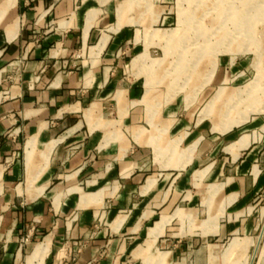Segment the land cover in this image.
<instances>
[{
    "label": "crops",
    "instance_id": "obj_1",
    "mask_svg": "<svg viewBox=\"0 0 264 264\" xmlns=\"http://www.w3.org/2000/svg\"><path fill=\"white\" fill-rule=\"evenodd\" d=\"M163 13L148 0H0V264H124L177 202L181 222L202 215L191 237L249 217L264 186L257 125L224 136L218 162L197 120L187 134L193 101L214 95L155 94L163 59L150 50L175 42Z\"/></svg>",
    "mask_w": 264,
    "mask_h": 264
},
{
    "label": "rangeland",
    "instance_id": "obj_2",
    "mask_svg": "<svg viewBox=\"0 0 264 264\" xmlns=\"http://www.w3.org/2000/svg\"><path fill=\"white\" fill-rule=\"evenodd\" d=\"M148 1L151 8L163 7L164 16L172 19L162 26L174 31L175 40L172 46L150 50L151 59H163L161 64L152 65L156 76L150 82L155 94L173 95L181 102L186 97L188 103L201 89L214 95L208 107L194 100L193 112L187 113H193L187 134L194 133L197 120L198 134L212 140L206 139L214 162L223 156L225 137L230 136L232 143L239 131L257 125L248 132L254 131L259 140L255 165L259 174H264V0ZM184 115L180 112L175 120H183ZM244 159L242 155L235 162L229 161L227 170L233 173ZM176 178V174L170 177L167 189L173 188ZM253 200L248 218L234 224L225 218L217 224L225 234L207 238L190 236L198 232L200 212L194 224L174 217L177 208H184L177 202L166 211L170 220L162 237L152 244L138 239L124 264H264V186ZM159 217L158 211L146 228H152ZM230 225L236 227L234 234L229 232ZM246 226L249 232L244 231ZM231 244L234 247L229 248ZM163 253L168 255L161 259Z\"/></svg>",
    "mask_w": 264,
    "mask_h": 264
},
{
    "label": "bare ground",
    "instance_id": "obj_3",
    "mask_svg": "<svg viewBox=\"0 0 264 264\" xmlns=\"http://www.w3.org/2000/svg\"><path fill=\"white\" fill-rule=\"evenodd\" d=\"M243 13H244V12H243ZM243 13L241 14V17H240L239 20H238V24H239V25L242 24L241 19H243V18H242L243 15H244ZM181 22H182V21H181ZM244 22H245V21H244ZM202 30H204V29H202ZM202 30H200V31H202ZM173 33H174V32H171V33L168 34V36L166 37V39H165L166 44H168V43L174 41V38H173L174 35H173ZM203 33H204V32H203ZM201 34H202V33H201ZM226 36H227V35H226ZM226 36H223V38H226ZM204 37H205V36H204ZM208 37H209V36H208ZM208 37H207V39H208ZM207 41H208V40H207ZM207 41H206V42H207ZM205 44H206V43H205ZM196 55H197V54H196ZM197 57H198V56H197ZM137 60H138V59H137ZM137 60H136V61H137ZM197 60H198V59H197ZM136 61H135V62H136ZM181 71H182V70H181ZM221 91H222V90H221ZM234 244H236V243H234ZM234 244H233V245L231 244V245L229 246V248L234 247Z\"/></svg>",
    "mask_w": 264,
    "mask_h": 264
}]
</instances>
